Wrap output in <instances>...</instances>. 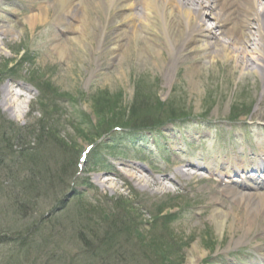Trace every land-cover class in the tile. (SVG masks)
Returning a JSON list of instances; mask_svg holds the SVG:
<instances>
[{"label": "rangeland", "instance_id": "obj_1", "mask_svg": "<svg viewBox=\"0 0 264 264\" xmlns=\"http://www.w3.org/2000/svg\"><path fill=\"white\" fill-rule=\"evenodd\" d=\"M51 2L0 0V264H185L194 245L196 264H234L210 216L233 207L221 168L260 165L262 82L202 41L170 54L158 19L133 38L139 10ZM189 161L214 173L176 174ZM240 176L264 194V175ZM234 248L246 263L251 246Z\"/></svg>", "mask_w": 264, "mask_h": 264}, {"label": "bare ground", "instance_id": "obj_2", "mask_svg": "<svg viewBox=\"0 0 264 264\" xmlns=\"http://www.w3.org/2000/svg\"><path fill=\"white\" fill-rule=\"evenodd\" d=\"M50 1H52L50 6L63 12L67 11L73 4L75 7L82 8L84 14H86L85 10L88 12L92 6L106 10H139V15L129 17L128 24L131 27L130 31L134 34L133 38L138 37L139 28L147 26L143 19L147 17L155 21L158 19V28L164 36L163 45L170 54H186L190 44L195 41H202V57L208 59L209 63L221 58L229 65H233L235 72L240 70L247 75L258 77L263 84L262 96L264 95V0ZM46 11L47 9L44 7L40 14L28 18V22L32 25L31 28L44 21ZM69 11L68 15L71 18L77 17L76 10L71 9ZM210 21L212 22L211 25L206 27V23ZM79 29L78 26L69 29L77 41L82 38L79 36ZM56 47L58 54L63 57V49L60 46ZM155 50L157 58L161 57L162 52ZM143 54L144 52L141 53V55ZM8 93L10 94V91ZM258 116L261 117L260 114ZM259 155L262 166L257 164L250 168L244 166V163H234L232 167L230 166L231 168L225 165L223 169L221 168L223 173L217 175V180L224 187L220 193L224 192L227 199L232 201L230 205L233 207L228 209L227 204L218 199L215 201L216 204L210 218L220 240L225 233L230 235L231 242L225 245L222 251L225 252V259H232L234 264H240V262L233 258L238 251L230 249L232 246H235L234 249L241 246L250 249L251 246V255L245 257L246 263L243 264H264V194L258 191L257 180L239 183L233 179L236 175L237 165H240L241 178H262L264 174V150L259 151ZM190 169L198 173L201 170L214 173V170L209 167L189 161L183 163L182 170L178 167L176 174L194 178L196 181L202 179H198L195 173L191 174L192 176L187 174L186 171ZM245 173H247V177ZM258 174L260 175L257 176ZM130 176L133 175L130 174ZM220 177L229 180L226 182ZM214 192L218 193L216 190ZM251 240L256 242L262 240L263 244L256 243L253 245L250 243ZM198 258L202 260L203 253L198 245H194L187 253L185 264H196Z\"/></svg>", "mask_w": 264, "mask_h": 264}, {"label": "trees", "instance_id": "obj_3", "mask_svg": "<svg viewBox=\"0 0 264 264\" xmlns=\"http://www.w3.org/2000/svg\"><path fill=\"white\" fill-rule=\"evenodd\" d=\"M172 116H174V115H172ZM34 136H35V133L33 134V138H34L35 140L37 139L38 141H40V140L43 139V136H42L41 134L38 135V136L36 135L35 137H34Z\"/></svg>", "mask_w": 264, "mask_h": 264}]
</instances>
